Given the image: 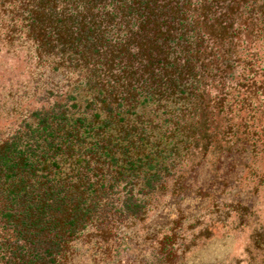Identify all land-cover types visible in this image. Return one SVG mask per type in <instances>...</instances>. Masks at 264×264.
<instances>
[{"label":"trees","instance_id":"obj_1","mask_svg":"<svg viewBox=\"0 0 264 264\" xmlns=\"http://www.w3.org/2000/svg\"><path fill=\"white\" fill-rule=\"evenodd\" d=\"M0 119V264H70L207 167L246 188L241 224L264 195V0H0Z\"/></svg>","mask_w":264,"mask_h":264},{"label":"rangeland","instance_id":"obj_2","mask_svg":"<svg viewBox=\"0 0 264 264\" xmlns=\"http://www.w3.org/2000/svg\"><path fill=\"white\" fill-rule=\"evenodd\" d=\"M7 125L0 119V135ZM212 175L208 167L193 172L186 194L160 200L114 236L84 233L71 244L70 264H264V195L240 224L231 198L249 206L246 188L227 192Z\"/></svg>","mask_w":264,"mask_h":264}]
</instances>
